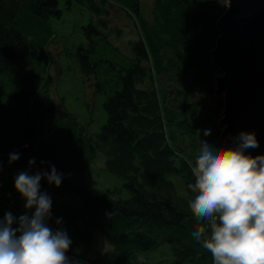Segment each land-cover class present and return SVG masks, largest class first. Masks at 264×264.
Returning a JSON list of instances; mask_svg holds the SVG:
<instances>
[{
    "label": "trees",
    "instance_id": "trees-1",
    "mask_svg": "<svg viewBox=\"0 0 264 264\" xmlns=\"http://www.w3.org/2000/svg\"><path fill=\"white\" fill-rule=\"evenodd\" d=\"M113 7L139 31L125 54L107 33ZM78 8L88 15L89 35L75 45L76 61L106 97L107 119L94 134L57 106L47 74L48 48L60 42L66 13ZM145 12L142 0H0V79L12 86L0 97V170L10 172L0 181V219L28 211L15 188L16 171L90 172L103 153L106 170L122 181L98 195L69 182L53 185L59 195L78 199L51 198L49 221L67 232L66 255L77 264H213L191 237L201 223L188 205L195 195L188 188L195 182L189 162L195 163L201 140L227 147L217 130L224 102L215 97L220 72L211 56L225 4L153 0ZM13 152L20 159L10 163ZM96 231L114 251L90 260L76 256L73 249L91 244Z\"/></svg>",
    "mask_w": 264,
    "mask_h": 264
},
{
    "label": "clouds",
    "instance_id": "clouds-1",
    "mask_svg": "<svg viewBox=\"0 0 264 264\" xmlns=\"http://www.w3.org/2000/svg\"><path fill=\"white\" fill-rule=\"evenodd\" d=\"M203 135L210 136L211 130ZM257 147L254 132H241L233 147L201 140L195 163L189 162L195 182L188 188L195 195L188 205L201 223L191 237L211 254L213 264H264V155L247 151ZM19 159V153H10V163ZM42 179L59 187L63 174L52 166L14 177L28 211L19 218L8 212L0 219V264H73L66 255L72 244L67 232L49 226L52 199L41 190Z\"/></svg>",
    "mask_w": 264,
    "mask_h": 264
},
{
    "label": "rangeland",
    "instance_id": "rangeland-1",
    "mask_svg": "<svg viewBox=\"0 0 264 264\" xmlns=\"http://www.w3.org/2000/svg\"><path fill=\"white\" fill-rule=\"evenodd\" d=\"M152 3L153 0H142L146 14L150 11ZM78 9L79 11L66 13L63 30L58 36L60 42L51 44L48 48L51 58L47 62V74L52 78L51 95L57 106L66 108L77 117L89 134H94L100 131L107 119L104 108L106 97L98 92L94 75L89 76L83 73L76 61V55L74 54L75 45L83 39L85 40L87 38L86 35H89V32L85 30L88 25V22H86L88 15L84 14L82 16L81 8ZM107 20L110 27L107 32L110 41L120 47L123 54L128 53V49L131 48L130 42L136 41L139 36L134 20L119 7L111 8V15ZM117 30L121 33L118 34ZM0 86V97H5L6 94L4 92L12 90V86L6 85L2 79H0ZM226 146L230 147L227 144ZM105 164L106 156L103 153H98L95 166L92 167L93 169L90 172L73 173L69 176L63 175L61 185H66V182L80 185L97 195L106 190H114L121 187L122 181L109 173ZM31 170H33L34 174L37 171H48L45 169ZM22 171L27 170L24 169ZM18 172L20 171L14 172L13 175L16 176ZM8 177H10L9 171L0 170V181ZM53 185L55 184H49L46 179L41 181L42 190L47 192L51 198L71 204L77 203L78 199L76 196L68 193H62L61 195L63 196H61L55 192L56 189L53 188ZM123 196L125 197L126 193ZM113 251L114 248L109 239L100 231L95 232V238L91 244H83L73 249V253L83 258V260H90L98 254ZM141 260H143V256ZM78 261L79 259H76L73 264H77Z\"/></svg>",
    "mask_w": 264,
    "mask_h": 264
},
{
    "label": "water",
    "instance_id": "water-1",
    "mask_svg": "<svg viewBox=\"0 0 264 264\" xmlns=\"http://www.w3.org/2000/svg\"><path fill=\"white\" fill-rule=\"evenodd\" d=\"M219 37L211 52L219 70L215 97L223 98L218 121L220 140L230 147L241 132H254L264 155V0H222Z\"/></svg>",
    "mask_w": 264,
    "mask_h": 264
}]
</instances>
